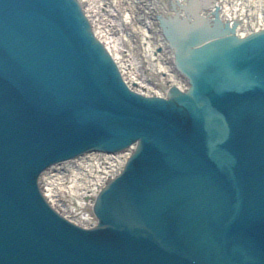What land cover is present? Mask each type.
Returning a JSON list of instances; mask_svg holds the SVG:
<instances>
[{"label":"water","instance_id":"1","mask_svg":"<svg viewBox=\"0 0 264 264\" xmlns=\"http://www.w3.org/2000/svg\"><path fill=\"white\" fill-rule=\"evenodd\" d=\"M92 29L78 0H0V264H264V27L176 59L188 89L166 98ZM133 142L92 227L39 190L51 164Z\"/></svg>","mask_w":264,"mask_h":264},{"label":"bare ground","instance_id":"2","mask_svg":"<svg viewBox=\"0 0 264 264\" xmlns=\"http://www.w3.org/2000/svg\"><path fill=\"white\" fill-rule=\"evenodd\" d=\"M94 1L98 3L99 0ZM101 1L99 5L105 6V10L108 5L110 20L101 18V13L95 11V5L88 3L91 9L86 10V13L89 17V11H93V14L90 13L91 19L89 17L93 30L98 40L111 53L119 73L129 87L143 95L166 98L174 89L185 91L188 89L186 76L177 67L176 59L186 61L207 43L226 34L243 36L264 27V4L260 6L258 0H147L146 11L141 14V18H137L142 24L137 31L141 28L144 31L137 45L126 23H119L116 18V12L119 11L117 1ZM121 16L118 19L123 20L124 15ZM137 46L142 51L140 56H136L140 54ZM143 53L152 54L151 59L162 74L157 85L140 78L138 74L140 66L145 64L141 59L145 56ZM134 148L133 142L116 151H101L97 155L86 153L73 157V162L69 158L63 165L50 171V175H40L39 190L54 210L73 223L81 225L84 219L74 215L71 211L72 205L69 201L62 200V195L77 194L73 201L76 196L79 200L85 197V205L90 215L88 219L85 218V225L95 220V199L104 184L118 173L117 163H123Z\"/></svg>","mask_w":264,"mask_h":264},{"label":"rangeland","instance_id":"3","mask_svg":"<svg viewBox=\"0 0 264 264\" xmlns=\"http://www.w3.org/2000/svg\"><path fill=\"white\" fill-rule=\"evenodd\" d=\"M116 1H117V6H118L117 8H119L118 13L125 15V17L128 16V19L125 18L126 21H128L126 23V27L131 30L132 36L135 40V43H137V45H138V42H139V40H141V36H143L144 31H143V28H141L140 30L137 31V29H139L138 27H142V24H140V21H138L137 18H138V16H140V18H141V16H142L141 14L142 13L144 14V12L146 11L147 8H145V7L147 5V0H116ZM90 2H93V5H95V9H97V11L101 13V18H105V19L110 20L109 12H104L100 8V5L102 3L101 0H99L98 3H97V1H94V0L93 1L91 0ZM258 3L261 6L264 4V0H258ZM251 4H253V3H251ZM121 35H124V34H121ZM136 49H137V52H139V53L142 52L139 50V46H137ZM135 52H136V50H135ZM143 54L145 55V53H143ZM146 54L147 55H145L144 57L141 58V59H143V61H145V64H143L144 66L143 65L140 66V69H138V74H139L140 78L150 81L151 84H153V85H157L158 82L162 79L161 78L162 74L158 70L156 63L152 61V59H151L152 54H150V53H146ZM140 55H141V53L139 55H136V56H140ZM63 198L66 199V202L69 201L68 203H70L73 208H74V206H77L78 204L81 205V203H82V202H80V200L77 197H75V200L73 201V196L72 197L67 196L66 194L64 195ZM79 210H80L79 216H81L80 218H82V217H85V218L87 217V219L89 218L88 217L89 214L85 210L84 207H82V208L79 207Z\"/></svg>","mask_w":264,"mask_h":264}]
</instances>
